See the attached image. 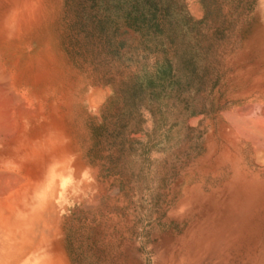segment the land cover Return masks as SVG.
I'll list each match as a JSON object with an SVG mask.
<instances>
[{
    "label": "rangeland",
    "instance_id": "rangeland-1",
    "mask_svg": "<svg viewBox=\"0 0 264 264\" xmlns=\"http://www.w3.org/2000/svg\"><path fill=\"white\" fill-rule=\"evenodd\" d=\"M0 21V218L62 212L44 260L264 264V167L232 117L264 102V0H0Z\"/></svg>",
    "mask_w": 264,
    "mask_h": 264
},
{
    "label": "bare ground",
    "instance_id": "bare-ground-1",
    "mask_svg": "<svg viewBox=\"0 0 264 264\" xmlns=\"http://www.w3.org/2000/svg\"><path fill=\"white\" fill-rule=\"evenodd\" d=\"M36 3V2H35ZM34 3V4H35ZM23 9V8H22ZM29 11V10H28ZM5 16V15H4ZM10 20H11V18H10ZM1 22V21H0ZM4 55V54H3ZM0 56H1V54H0ZM1 58V57H0ZM4 65V64H3ZM11 65V64H10ZM14 65V64H13ZM17 65V64H16ZM9 66V65H8ZM15 68V67H14ZM22 68V67H21ZM32 68H33V66H32ZM10 69H11V67H10ZM16 69V68H15ZM34 69V68H33ZM39 70V69H38ZM2 71V70H1ZM19 71V70H18ZM38 72V71H37ZM1 73H3V71L1 72ZM18 73V72H17ZM16 74V73H15ZM5 75H7V74H5ZM4 75V76H5ZM10 74H9V71H8V75H7V80L6 79H4V78H1L0 77V79H4L3 81H2V83H3V92H4V94H5V96L7 97V98H9L10 99V102H12L11 100L13 99L12 98V95H11V93H12V88L10 87V85L11 84H9L10 82H9V80L8 79H10V78H8V76H9ZM12 76V75H11ZM17 76V75H16ZM25 76V75H24ZM44 76V75H43ZM6 77V76H5ZM27 77V76H26ZM12 78H14V77H12ZM24 80V79H23ZM26 81V80H25ZM46 81H47V79H46ZM9 82V83H8ZM45 84V83H44ZM13 86V85H12ZM25 88V86L23 87V89ZM37 88V87H36ZM43 88V87H42ZM18 89V88H17ZM20 90H21V88H19ZM52 89V88H51ZM53 90V89H52ZM19 91V90H18ZM24 91V90H23ZM45 91V90H44ZM54 91V90H53ZM17 92V91H16ZM15 92V93H16ZM25 92V91H24ZM27 92H28V90H27ZM32 92H33V90H32ZM21 93V92H20ZM35 93H37V92H35ZM39 93V92H38ZM47 93V92H46ZM23 94V93H22ZM22 94L20 95L19 94V96H22ZM26 94V93H25ZM8 95H9V97H8ZM27 95V94H26ZM37 95V94H36ZM24 96V95H23ZM22 96V97H23ZM27 96H29V95H27ZM31 96V95H30ZM29 96V97H30ZM49 96H52V95H49ZM87 96V95H86ZM6 97H2V98H6ZM26 97V96H25ZM57 97V96H56ZM90 97V95L88 96V98ZM48 98V97H47ZM54 98H55V96H54ZM18 99V98H17ZM26 98H24V100H25ZM30 99V98H29ZM41 99V98H40ZM60 99H62V97L60 98ZM3 100V99H2ZM5 100V99H4ZM26 100H28V99H26ZM54 100V99H53ZM87 100V99H86ZM6 101V100H5ZM7 101H9V100H7ZM21 101H23V100H21ZM29 101H31V100H29ZM45 101V100H44ZM55 101V100H54ZM9 102V103H10ZM24 103H25V101H23ZM23 102L22 103H20L21 105L23 104ZM32 102V101H31ZM42 102H43V99H42ZM56 102H59V101H56ZM9 103H7V107H9ZM36 103H38V102H36ZM44 103V102H43ZM49 103V102H48ZM61 103V102H60ZM63 103H65V102H63ZM2 104L3 105H5L3 102H2ZM1 104V105H2ZM12 105H13V103H11ZM10 104V106H12ZM27 104V103H26ZM31 104V103H30ZM15 105V104H14ZM35 105V104H34ZM43 105V104H42ZM57 104H55V106H56ZM90 105V104H89ZM6 106V105H5ZM23 106H24V104H23ZM23 106H22V108H23ZM26 106V105H25ZM30 106V105H29ZM37 106V105H36ZM35 106V107H36ZM69 106H70V101H69ZM251 107L247 110V111H245V112H239V110L238 111H236L235 113H233L232 114V117H233V119L236 121L235 123L237 124V128H238V134H239V136L238 135H236V136H238V137H240L241 139H243L246 143H250L251 144V146L253 147V149H254V161L256 162V165H259V166H261V167H264V102H262L261 104H255V105H250ZM42 106H40V108H41ZM62 107V106H61ZM87 107V106H86ZM85 107V108H86ZM249 107V106H248ZM24 108H26V107H24ZM39 108V109H40ZM52 108V107H51ZM57 108V107H56ZM13 109V108H12ZM39 109H33V110H37V113L39 112ZM46 109V108H45ZM55 109V108H54ZM15 111H13V112H16L17 111V116L18 117H20L19 115H18V113H19V111L18 110H16V109H14ZM24 110V109H23ZM235 110V109H234ZM237 110V109H236ZM5 111H7V110H5ZM5 111H4V113H5ZM28 111V112H27ZM90 111V110H89ZM241 111V110H240ZM24 112V111H23ZM26 112H27V114L29 113V112H31L30 114L32 115V111L31 110H26ZM54 112V111H53ZM52 112V113H53ZM55 112H57V111H55ZM61 112V111H60ZM87 112V111H86ZM1 111H0V115H1ZM2 114L0 117L2 118V120H4L5 119V117L3 116V115H5V114ZM51 113V112H50ZM62 113V112H61ZM83 113V112H82ZM85 113V112H84ZM232 113V112H231ZM230 113V114H231ZM7 114H8V111H7ZM6 114V117L7 116H9V114L7 115ZM12 112H11V116H12ZM26 114V113H25ZM30 114H28L29 116H30ZM35 114V113H34ZM33 114V115H34ZM38 114H42V112H40V113H38ZM70 114V113H69ZM87 114V113H86ZM14 116H15V113L13 114ZM24 115V114H23ZM22 115V116H23ZM64 115V114H63ZM87 115H89V114H87ZM14 116H13V119H14ZM25 116V115H24ZM28 116V117H29ZM42 116H44V114H42ZM226 116V115H225ZM228 116V115H227ZM3 117H4V119H3ZM51 117H53V116H51ZM69 117V116H68ZM82 117V116H81ZM230 117V116H229ZM231 117V118H232ZM53 118H56V117H53ZM87 118V117H86ZM89 118V117H88ZM87 118V119H88ZM7 119H9V118H7ZM15 119H16V116H15ZM18 119V118H17ZM25 119H27V117L25 118ZM71 119V118H70ZM42 120V119H41ZM65 120H66V118H65ZM79 120V119H78ZM83 120V119H82ZM229 120V119H228ZM1 121V120H0ZM13 120L11 119V121H10V119H9V123H10V125H8L9 123L7 122V120L5 119L4 121H2V123L3 122H5V123H8L7 125L9 126V128L7 129V125H5V126H7L6 128H3V129H5V131L7 130H12V128H13V125L14 124H12L11 125V123H13L12 122ZM72 122V121H71ZM5 123H3V124H5ZM16 123H18V122H16ZM3 124H1L0 126L2 127V125ZM24 124V123H23ZM17 125V124H16ZM63 125V124H62ZM4 126V125H3ZM12 126V128L10 129V127ZM53 126V125H52ZM16 128V127H15ZM40 128V127H39ZM237 128H235V129H237ZM3 129H1V130H3ZM25 129V128H24ZM24 129H23V131H24ZM77 129V128H76ZM80 129V128H79ZM0 130V131H1ZM15 130H18L17 128L15 129ZM19 130H20V128H19ZM56 130H58V128L56 129ZM234 130V129H233ZM6 131V132H7ZM236 131V130H235ZM15 132V131H14ZM80 132V131H79ZM41 133V132H40ZM234 133V132H233ZM6 134V133H5ZM15 134H17V133H15ZM7 135H8V132H7ZM235 135V134H234ZM4 136H6V135H4ZM9 136L10 135H8V137L7 138H9ZM12 136V135H11ZM11 136H10V138H11ZM64 136H65V134H64ZM28 137V136H27ZM35 138L37 137L36 135L34 136ZM6 138V137H5ZM6 138V139H7ZM13 138V137H12ZM38 138V137H37ZM73 138V137H72ZM9 139H7V141H8ZM11 141V140H10ZM9 142V141H8ZM15 142V141H14ZM2 143H5L4 141H2L0 144H2ZM7 143V142H6ZM17 144V143H16ZM61 146V145H60ZM50 147H51V145H50ZM65 148L67 147V148H69L68 149V151L71 149V151H69V152H74V147H75V144H72V142L70 141L69 143H68V145H65L64 146ZM21 148V147H20ZM250 148V147H249ZM50 149V148H49ZM45 150V149H44ZM57 150V149H56ZM38 151H39V149H38ZM48 151V150H47ZM76 151V150H75ZM34 152H36V151H34ZM40 152V151H39ZM57 152H61V150L60 151H57ZM38 153V152H37ZM53 155L55 154V153H52ZM33 155H34V153H33ZM33 155H32V157H33ZM48 155V154H47ZM45 156L42 160H38V161H35V162H33V164H38V166L40 167H49V166H52V165H56V163H54V162H52V160H49V162H48V159H50L49 158V156ZM50 155V154H49ZM69 155V154H68ZM43 156V155H42ZM26 155L25 156H22V155H14L12 158H13V161H15V162H17V164H19V166L20 165H22V166H24V165H28V167H29V164H30V161L29 160H27L26 158ZM12 158H8V159H6L7 160V162L10 164V165H12V163H10V159H12ZM21 158V159H20ZM36 158V157H35ZM35 158H33V159H35ZM64 158H66L65 156H64ZM86 159V158H85ZM18 160V161H17ZM35 160H37V158L35 159ZM64 160V159H63ZM1 161V160H0ZM27 161V162H26ZM34 161V160H33ZM57 161V160H56ZM59 161V160H58ZM62 161V160H61ZM2 163L4 162V161H1ZM254 162V163H255ZM29 163V164H28ZM253 163V164H254ZM7 164V163H6ZM8 164V165H9ZM83 164H84V161H83ZM87 164V163H86ZM31 165V164H30ZM40 167V168H41ZM68 167V166H67ZM66 167V168H67ZM12 168V167H11ZM23 168H26L27 169V167H23ZM22 168V169H23ZM82 168L83 167H81V170H82ZM1 169V168H0ZM49 169V168H48ZM63 169V168H62ZM68 170V169H67ZM3 171H5L4 169H2V171L0 172V174L2 175V177H1V175H0V178L3 180L4 179V177H5V179H6V176L8 175V174H6L5 172H4V175H6V176H4L3 177ZM13 171V170H12ZM59 171V170H58ZM71 171H72V169H71ZM13 173H15V172H13ZM89 173V172H88ZM17 174V173H16ZM15 174V175H16ZM22 174V173H21ZM49 174V173H48ZM18 175V174H17ZM24 175V174H23ZM19 176V175H18ZM9 177V178H8ZM20 177V176H19ZM25 177V176H24ZM21 178V177H20ZM19 178V179H20ZM45 178V177H44ZM47 178V177H46ZM7 179H8V182L10 181L9 179H10V176L8 175L7 176ZM6 179V180H7ZM21 181H23L22 179H21ZM20 181V182H21ZM40 181H42V180H40ZM68 181H69V179L68 178H66L65 176L64 177H61L60 178V180H59V182H58V187L59 188H61V190H60V194H59V196L58 197H62L63 196V194H64V192H65V188H67V185H68ZM73 181V180H72ZM78 182V181H77ZM7 183V182H6ZM23 183V182H22ZM22 183H20V184H22ZM57 183V182H56ZM74 184V183H73ZM77 184V183H76ZM2 188V187H1ZM0 188V190L2 191L3 189H1ZM47 188V187H46ZM70 188V187H69ZM44 189V188H43ZM40 190H42V189H40ZM8 191H10L9 190V186H8ZM13 191V190H12ZM76 191V190H75ZM4 192V191H3ZM3 192H1V193H3ZM5 193H6V191H5ZM5 193H3V194H5ZM8 193V192H7ZM10 193V192H9ZM49 193V192H48ZM52 193V192H51ZM50 193V194H51ZM55 193H56V191H55ZM34 194V193H33ZM41 194H43V193H41ZM41 194H39L38 193V195L40 196ZM54 194V193H53ZM1 195V194H0ZM9 195V194H8ZM11 195H13V193L12 194H10V197H11ZM52 195V194H51ZM51 195H49L50 196V198H51ZM3 196V195H2ZM4 196H7V195H4ZM48 196V197H49ZM68 196V195H67ZM78 196H80V195H78ZM8 197V196H7ZM7 197H6V200L5 201H7ZM2 199V198H1ZM37 199V198H36ZM35 199V200H36ZM76 200V199H75ZM3 201H4V199H3ZM3 201H0V202H3ZM9 202V201H8ZM20 202H21V200H20ZM19 202V203H20ZM52 202V201H51ZM51 202H48V206H49V204H51ZM12 203V202H11ZM46 203V202H45ZM5 204V203H4ZM4 204H2V205H4ZM5 205H7V204H5ZM25 205V204H24ZM44 206V205H43ZM43 206H40V207H38L37 209H34L33 211H32V215L28 218L27 217V219H20V220H15V219H17V218H19V217H23L24 218V216H25V212L24 211H26V208L24 207V206H21L20 204L17 206H15V208H12V209H10V211H9V208L6 210V214H8V215H4L5 217V220H4V218L2 219V218H0L1 219V222H0V264H56V261L55 262H53V261H48V260H44V256H46V255H42L41 254V245H42V242L43 241H45V239L47 238V237H49L48 235H51V234H53V235H55L56 236V234L54 233V231H56L57 230V228H58V225H59V223H61V221H63L62 220V217H63V213L62 212H60V214L59 213H57V215L55 214V212H53V216H51V215H49L50 216V222H51V224H49L50 222H49V220L47 219V225L49 224L50 226H51V228H50V230L48 229L49 227H47V225H46V223H43V218H45L44 216H43V214H45V212H46V210L44 211V207ZM5 207V206H4ZM7 207V206H6ZM9 207H10V205H9ZM48 208V207H47ZM1 210H3V208L1 209ZM52 210V209H51ZM50 210V211H51ZM9 211V212H8ZM49 212V211H48ZM47 212V213H48ZM45 214L46 216L48 215V214ZM51 213V212H50ZM49 213V214H50ZM2 214V213H1ZM3 214H5V213H3ZM52 214V213H51ZM29 215V214H28ZM13 216V217H12ZM43 217V218H42ZM52 217V218H51ZM61 227V226H60ZM60 230V228L58 229V231ZM58 231H56V233H58ZM52 236V235H51ZM51 236H50V238H51ZM52 238H53V236H52ZM48 240H49V238H48ZM47 241V240H46ZM40 245V246H39ZM43 249V248H42ZM52 249V248H51ZM51 252H52V250H51ZM49 253V252H48ZM54 254V253H53ZM49 255V254H48ZM49 257V256H48Z\"/></svg>",
    "mask_w": 264,
    "mask_h": 264
}]
</instances>
